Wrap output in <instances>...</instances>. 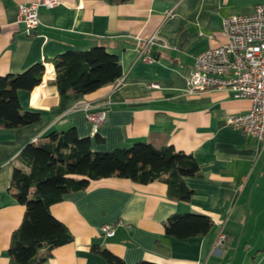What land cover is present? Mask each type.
<instances>
[{"label":"crops","instance_id":"0c3cea01","mask_svg":"<svg viewBox=\"0 0 264 264\" xmlns=\"http://www.w3.org/2000/svg\"><path fill=\"white\" fill-rule=\"evenodd\" d=\"M36 1L0 0V76L37 63L44 67L38 86L18 92L21 108L37 112L40 121L0 128V264H15L6 250L24 214L9 190L17 155L25 144L70 127L79 137H100L92 145L99 152L135 142L172 146L191 155L199 173L184 180L193 192L188 202L168 199L158 181H92L50 207L73 239L39 264H106L92 245L125 264H264V142L226 124L228 115L246 112L249 102L225 91L185 94L195 56L225 42L222 19L250 13L264 0H58L38 9L39 25L27 35L18 6ZM94 46L117 56L121 83L88 95H59L50 60ZM81 103L105 105L106 121L94 129ZM174 214L205 215L212 227L186 240L167 236L163 224ZM105 224L114 226L112 237L101 234ZM219 236L225 237L221 246ZM45 253L42 247L38 255Z\"/></svg>","mask_w":264,"mask_h":264},{"label":"trees","instance_id":"16d2710c","mask_svg":"<svg viewBox=\"0 0 264 264\" xmlns=\"http://www.w3.org/2000/svg\"><path fill=\"white\" fill-rule=\"evenodd\" d=\"M107 1L121 4L130 0ZM50 63L55 73L53 85L59 95H88L122 78L117 56L103 46L67 50ZM43 72V65L37 63L22 73L0 76V128L17 129L40 121L37 112L21 108L18 92L33 90L41 83ZM93 142L101 143L102 139L79 137L70 127L49 132L43 142L25 144L17 155L19 166L12 168L9 190L24 207V214L11 233L6 250L15 264H39L53 249L72 242L67 227L49 209L65 197L84 191L92 181L118 178L140 185L158 181L166 186L168 199L190 200L193 192L184 180L199 173L191 155L169 145L156 148L149 142L99 152L93 150ZM211 227L210 218L198 214H174L163 224L167 236L180 240L204 236ZM42 247L46 248L44 257L38 255ZM90 250L106 264H125L107 249L92 245Z\"/></svg>","mask_w":264,"mask_h":264},{"label":"built area","instance_id":"2783aa9c","mask_svg":"<svg viewBox=\"0 0 264 264\" xmlns=\"http://www.w3.org/2000/svg\"><path fill=\"white\" fill-rule=\"evenodd\" d=\"M58 0H38L18 6V21L30 35L39 25L38 9L52 8ZM225 42L200 52L194 58L192 70L186 80L185 94L225 91L234 99H246V112L231 114L226 124L254 139L264 142V4L254 6L247 14H231L222 19ZM150 62L151 58L146 57ZM121 78L116 81L120 84ZM86 120L94 129L106 121V107L92 109L81 103ZM105 237L114 235V226L100 228ZM225 237L219 236L217 246Z\"/></svg>","mask_w":264,"mask_h":264}]
</instances>
